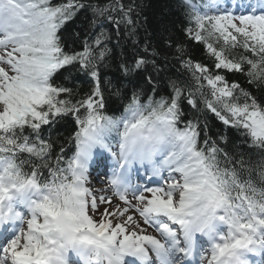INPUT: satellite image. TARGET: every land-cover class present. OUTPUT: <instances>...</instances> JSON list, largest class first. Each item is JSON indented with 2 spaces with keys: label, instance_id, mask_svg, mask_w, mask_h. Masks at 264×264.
I'll return each instance as SVG.
<instances>
[{
  "label": "snow or ice",
  "instance_id": "snow-or-ice-1",
  "mask_svg": "<svg viewBox=\"0 0 264 264\" xmlns=\"http://www.w3.org/2000/svg\"><path fill=\"white\" fill-rule=\"evenodd\" d=\"M178 6L209 62L136 0H0V264H264V99L229 79L264 93V0Z\"/></svg>",
  "mask_w": 264,
  "mask_h": 264
},
{
  "label": "trees",
  "instance_id": "trees-1",
  "mask_svg": "<svg viewBox=\"0 0 264 264\" xmlns=\"http://www.w3.org/2000/svg\"><path fill=\"white\" fill-rule=\"evenodd\" d=\"M55 4L66 2V0H52ZM93 3H106L107 0H91ZM137 3L143 5V12L142 18L146 17V22L142 25V27L138 30L139 36L141 38H145L148 40L149 43H152L154 46L157 45L158 41L154 37L155 29L157 27L158 22L166 21L169 24V31L165 35H171L177 40H183L186 47L190 46L189 51L191 56L195 60H200L204 62L207 61L206 58V49L203 45L200 44H193L192 41L187 40L182 33V29L184 27V9L178 6V0H136ZM199 2V0H197ZM91 15V13H89ZM78 19L76 20V30H80V26L85 23V18L80 13L77 14ZM150 38V39H149ZM163 55H167V53H162ZM171 60V56L168 57ZM116 72L115 67L107 70V76L111 78L113 74ZM168 75H184L180 71V66L172 63L168 68ZM229 79L238 80L242 86L247 87L249 91H251L254 95L257 96L258 99H264V93L257 91L255 88H252L247 84L243 77L236 75L232 76L229 74ZM76 82L80 85L81 88L86 87L84 83V79L82 76L76 74L75 75ZM116 103L114 101H110L109 108H115ZM109 114H119L118 112L113 113L109 112ZM209 122L211 124V131L213 133L223 130L227 135H229L230 139L236 143L240 144L242 138L240 137L239 133L236 132L234 129H228L226 126H223L221 122L215 119L213 116L209 114ZM73 125L70 121L68 122H61L59 125L56 126V133L58 136L67 137L69 132L71 131ZM247 150V149H245Z\"/></svg>",
  "mask_w": 264,
  "mask_h": 264
},
{
  "label": "rangeland",
  "instance_id": "rangeland-1",
  "mask_svg": "<svg viewBox=\"0 0 264 264\" xmlns=\"http://www.w3.org/2000/svg\"><path fill=\"white\" fill-rule=\"evenodd\" d=\"M240 9H242V10H238V12H239V11H245V10H246V9H244V8H240Z\"/></svg>",
  "mask_w": 264,
  "mask_h": 264
},
{
  "label": "bare ground",
  "instance_id": "bare-ground-1",
  "mask_svg": "<svg viewBox=\"0 0 264 264\" xmlns=\"http://www.w3.org/2000/svg\"><path fill=\"white\" fill-rule=\"evenodd\" d=\"M101 179H102V177H101Z\"/></svg>",
  "mask_w": 264,
  "mask_h": 264
}]
</instances>
